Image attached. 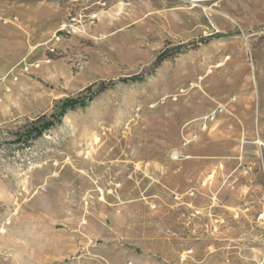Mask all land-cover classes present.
<instances>
[{
  "label": "rangeland",
  "instance_id": "1",
  "mask_svg": "<svg viewBox=\"0 0 264 264\" xmlns=\"http://www.w3.org/2000/svg\"><path fill=\"white\" fill-rule=\"evenodd\" d=\"M263 206L264 0H0V264H264Z\"/></svg>",
  "mask_w": 264,
  "mask_h": 264
},
{
  "label": "built area",
  "instance_id": "2",
  "mask_svg": "<svg viewBox=\"0 0 264 264\" xmlns=\"http://www.w3.org/2000/svg\"><path fill=\"white\" fill-rule=\"evenodd\" d=\"M195 2H200V0H195ZM224 111L225 109L223 105H219L213 112L207 114L206 116L201 117L199 120V126H200L199 132L200 133L207 132L210 129L209 128L210 125H212L216 121L217 117L220 114L224 113ZM190 124L191 122L186 124L183 128L182 138H181V148L173 150L172 158L174 160L182 159L184 156L182 153V149H186L191 144L199 140L200 134L196 130L188 129V126ZM193 194L194 193H192V195ZM255 218L259 224L264 226V206L259 212H257Z\"/></svg>",
  "mask_w": 264,
  "mask_h": 264
},
{
  "label": "trees",
  "instance_id": "3",
  "mask_svg": "<svg viewBox=\"0 0 264 264\" xmlns=\"http://www.w3.org/2000/svg\"><path fill=\"white\" fill-rule=\"evenodd\" d=\"M73 103H75V101H70V102H68V104H73Z\"/></svg>",
  "mask_w": 264,
  "mask_h": 264
}]
</instances>
